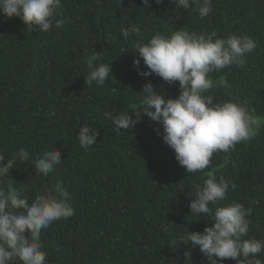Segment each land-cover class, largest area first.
I'll return each mask as SVG.
<instances>
[{"label":"trees","instance_id":"trees-1","mask_svg":"<svg viewBox=\"0 0 264 264\" xmlns=\"http://www.w3.org/2000/svg\"><path fill=\"white\" fill-rule=\"evenodd\" d=\"M56 19L61 28L48 32L27 27L18 18L0 15V154L11 159L20 147L30 154L54 147L62 162L48 177L36 175L31 161L9 172L29 199L62 180L75 209L69 219L53 222L42 233L47 264H175L180 254L175 233L202 231L210 221L190 215L188 192L211 173L235 184L228 202L253 209L248 237L264 240V126L255 139L235 150L214 153L202 172L187 174L153 129L162 126L141 116L135 128L116 132L104 111L143 105L139 92L148 82L133 67L131 40L155 33L189 31L248 35L257 43L244 67L213 73L230 88L215 87L214 103L238 98L264 117V0H213V12L201 20L196 12L175 8L171 0L147 8L143 0H61ZM135 24L139 36L125 41L121 26ZM99 52L113 74L103 86L87 87L85 55ZM141 67L147 70L141 59ZM166 98L180 94L179 82L148 78ZM129 114L135 118L131 110ZM97 128V143L82 149L81 126ZM6 163V161H5ZM29 163V164H28ZM199 220V221H195ZM175 223L172 232L162 228ZM264 264V252L258 256ZM193 264H205L197 249ZM224 264H235L225 260Z\"/></svg>","mask_w":264,"mask_h":264},{"label":"clouds","instance_id":"clouds-1","mask_svg":"<svg viewBox=\"0 0 264 264\" xmlns=\"http://www.w3.org/2000/svg\"><path fill=\"white\" fill-rule=\"evenodd\" d=\"M171 2L175 8L196 12L201 20L213 12V0ZM155 3L161 5L164 0ZM143 4L146 9L151 8L153 0H143ZM60 7L61 0H0V15L18 18L27 27L48 32L53 26L63 27L67 21V18L56 19ZM120 32L125 41H130L140 35L141 29L135 24H122ZM256 48V41L248 35L224 37L215 31H189L184 27L170 34L155 33L146 40H131V51L136 57L133 67L148 81L139 92L143 107L140 112L133 108L104 111L103 116L116 132L135 128L141 116H147L162 126V133L159 128L153 130L162 135L186 173L202 172L210 165L214 153L234 151L237 144L255 139L264 126V117L238 98L214 103L211 95H205L217 86L230 88L226 78L221 76L214 81L212 74L232 65L244 67L247 55ZM141 59L147 70L141 67ZM84 63L87 87L94 83L103 86L113 74L111 61H105L98 51L86 54ZM153 74L168 84L178 81L180 94L166 98L148 80ZM130 110L135 118L129 114ZM98 136L97 128L84 124L78 131L79 146L85 150L92 148ZM62 160L60 150L55 147L34 154L20 147L7 160L0 154V264H47L42 233L53 222L74 215L70 192L62 180H56L29 199L18 186L23 183L8 177L18 161L22 164L31 161L36 175L48 177ZM235 188L230 178L209 173L203 184H195L194 192H188L190 215L206 217L210 223L202 231L175 233L174 248L180 253L175 264H193L197 249L205 264H224L225 260L235 264H262L258 256L264 252V240L248 237L251 223L248 217L253 215V209L234 200L228 202V193ZM175 225L169 222L162 230L172 232Z\"/></svg>","mask_w":264,"mask_h":264}]
</instances>
